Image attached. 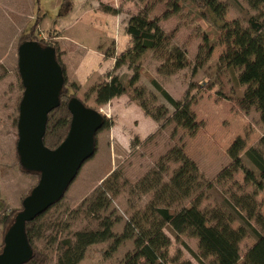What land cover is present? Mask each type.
I'll use <instances>...</instances> for the list:
<instances>
[{
	"label": "rangeland",
	"instance_id": "obj_1",
	"mask_svg": "<svg viewBox=\"0 0 264 264\" xmlns=\"http://www.w3.org/2000/svg\"><path fill=\"white\" fill-rule=\"evenodd\" d=\"M165 1L169 2L166 8L156 6L150 15L159 17L160 27L171 32V45L185 51L189 65L169 75L161 74L157 70L160 62L152 52L147 51L136 62L129 64L126 61L117 68L114 66L106 75L113 72L126 82L138 67L146 70L175 100L191 98L197 130L191 135L186 128L172 121V105L155 90L144 75H139L133 86L142 90V99L148 111L157 114L158 120L146 115L138 105V100H132L128 93L121 94L116 107L113 102H109L103 108L95 102L94 86L81 88L74 79V66L59 54L65 68L63 71L66 82L77 86V98L101 111L112 121V125L109 129L99 130L93 155L80 166L61 199L33 224V244L48 254L50 264H56L57 248L63 238L71 237L79 230L98 229L101 219L104 218L111 222L114 237L88 246L77 264H123L125 255L133 250V239L120 240L115 247L114 240L121 236L125 224L144 225L142 214L154 199L155 191L162 184L168 183L180 166L179 161H174L176 156L171 153L177 147L197 166L199 179L192 187L189 197L172 202V208L177 210L197 203L199 209L207 213L208 218L215 212L225 218L236 217L238 214L246 217L244 209L238 206L234 208L235 201L238 197L256 193L255 212L264 219V178L259 176L244 155L245 150L250 146H257L264 135V121L260 118V112L255 107L247 112L237 108L236 99L243 90L237 84V71L218 64L223 46L208 35V23L197 18L199 13L192 1L180 0L182 6L176 9L172 7L175 0ZM218 1L226 8L224 21L237 20L243 26L250 15H258L263 11L261 7L259 10L252 9L247 0ZM62 2L63 0H39L38 6L46 13L43 17L47 18L37 25L39 38H44L41 33L45 27L50 26L51 20L61 17L57 16V11ZM131 5L140 8L142 0H132ZM38 6L36 0H0V220L2 208H19L24 195L36 183L33 176L22 173L18 166L15 121L22 94L17 70V43L20 33L33 22L34 16L37 13L42 14ZM164 13L167 15H163ZM215 70H219L225 92L228 93L226 96L218 93V86L212 89L204 86ZM124 100L134 102V106L130 103L125 105ZM135 110L141 115L132 116ZM58 117L57 110L50 115L51 122L45 141L48 147H55L62 138L64 128L57 125ZM237 137L245 141V148L241 152L242 163L254 172L255 179L246 181L244 171L240 170L231 178L218 180V174L231 162L227 149ZM105 178L111 189L101 185ZM259 184L262 185L260 190L257 189ZM100 192L106 197L107 204L91 213L89 207ZM241 222L240 218L235 219L232 226L237 227ZM250 222L259 228V223L254 219ZM163 231L171 240L168 248L170 256L179 252L180 260L200 264L185 248L187 246L197 254V238L186 232L173 235L166 227ZM1 241L0 224V243ZM254 241L251 234H247L240 241V256H244ZM202 260L208 264L211 258Z\"/></svg>",
	"mask_w": 264,
	"mask_h": 264
},
{
	"label": "trees",
	"instance_id": "obj_2",
	"mask_svg": "<svg viewBox=\"0 0 264 264\" xmlns=\"http://www.w3.org/2000/svg\"><path fill=\"white\" fill-rule=\"evenodd\" d=\"M191 1L195 10L199 13V17L197 18L207 21L208 35L220 46H223L218 64L237 71V84L243 87L242 92L236 99L237 108L247 112L252 107H255L260 112V118L264 121V0H247L252 9L259 10L261 7L263 11L258 15H250L244 26L237 20L231 22L224 21L223 17L226 8L218 0ZM38 2L39 0H36L37 6ZM168 3V1L164 2V0H142L141 7L129 16L125 28L132 38L131 46L116 59L115 68L126 61L129 64L136 62L147 51L152 52L155 59L160 62L157 70L161 74L169 75L189 65L190 61L185 51L178 46L171 45L173 39L171 32H166L160 27L159 17H152L150 15L151 10L156 6H164L166 8ZM72 6V0H63L59 5L57 16L66 15ZM181 6L182 2L180 0H175L172 3L174 9ZM37 8L41 11L39 6ZM99 8L105 12H119L118 9L109 4L99 3ZM43 15H45L44 12L42 14L37 13L34 16L33 22L20 33L17 47L21 42L28 40L36 41L41 46L53 47L55 49L56 60L61 65L62 70H64L59 58L58 46L53 41V35L47 34L44 38H39L37 34V25ZM163 15L167 14L164 13ZM136 70L135 74L126 82L113 72L108 73L103 81L94 85L95 102L98 105H103L115 96L128 93L132 100H138V105L146 115L152 116L154 120H158L159 116L157 114H151L148 111L142 99V90L133 86L138 76L144 75L155 90L172 105V121L186 128L191 135L194 134L198 125L195 113L191 108V98L187 99L185 97L182 101L175 100L146 70L141 69V67H138ZM204 86L208 89L218 86L217 91L220 95H228L225 92V85L223 84L219 70H215L209 76ZM21 88L23 92L22 84ZM76 90L77 86L74 83L68 84L64 75V85L60 93V104L55 109L59 114L57 125L64 128V132L57 145L68 131L71 114L68 111L67 102L71 97H77ZM21 97L22 94L19 98L18 106ZM83 103L86 104L85 102ZM92 108L96 109L95 107ZM51 113L48 115L46 132L43 138L45 144L47 130L51 122ZM101 115L103 121L102 127L99 130L109 129L112 121L106 118L103 113ZM15 123H17V120ZM96 137L97 135H95L94 151L96 148ZM244 148V139L241 137L235 138L227 149V155L231 162L218 174V180L231 178L234 173L240 170L244 171V179L246 181L255 179L254 172L246 168L242 163L241 152ZM171 153L176 156L174 161H179L180 166L174 172L169 182L162 184L155 191L154 199L142 214L145 222L144 225L125 224L121 236H118L114 240L113 246L115 247L119 244L120 240L133 239V250L125 255L123 264H193L189 260H180L179 252L174 256L169 255L168 248L171 240L163 231L164 227L173 235L186 232L189 236L197 238L199 250L197 254L187 246L185 248L200 264H207L203 262V258H211L208 264H264V219L255 212L254 195L256 193L238 197L235 201L234 208L241 207L244 209L247 214L246 217L238 214L236 217L228 216L225 218L219 212H215L211 218H208L207 213L199 209L197 203H193L188 207L183 206L176 210L172 208L171 203L188 198L192 187L197 184L199 175L197 166L178 147L177 149L173 148ZM244 155L255 170L258 171L259 176L264 178V135L259 139L258 145L248 147ZM16 156L20 171L33 176L37 183L39 174L24 170L19 163L17 152ZM110 175L111 173L107 177ZM101 183L104 188L106 186L108 189H111V186H107V178L103 179ZM33 186L24 197L28 195ZM257 189H262V185L259 184ZM22 200L19 208H9L8 210L2 208L0 220L2 241L0 243V251L3 247V236L6 230L12 224L15 215L22 209ZM0 201L2 200L0 199ZM106 202V197L100 192V194L95 196V201L89 207V211L92 213L93 210L105 207ZM44 213L39 214L32 221L26 223L25 234L32 248V256L24 264H50L48 254L42 249L37 248L32 241L35 236V231H32L33 224ZM238 218L242 221L241 224L233 227V221L235 219L238 220ZM251 219L259 223V228L251 224ZM111 225L109 219L104 218L101 219L98 229L79 230L74 232L71 237L63 238L57 248L56 264H77L83 258L88 246L105 242L114 237ZM247 234L253 235L255 241L247 249L244 256H240L239 243Z\"/></svg>",
	"mask_w": 264,
	"mask_h": 264
},
{
	"label": "water",
	"instance_id": "obj_3",
	"mask_svg": "<svg viewBox=\"0 0 264 264\" xmlns=\"http://www.w3.org/2000/svg\"><path fill=\"white\" fill-rule=\"evenodd\" d=\"M55 55L53 47L36 41H23L17 47L23 92L16 123V152L22 168L38 173L39 179L23 198L22 209L3 236L0 264H24L31 258L26 223L61 199L80 166L93 155L95 135L102 127L101 111L71 97L65 137L53 148L44 143L48 115L59 106L64 85L63 70Z\"/></svg>",
	"mask_w": 264,
	"mask_h": 264
},
{
	"label": "crops",
	"instance_id": "obj_4",
	"mask_svg": "<svg viewBox=\"0 0 264 264\" xmlns=\"http://www.w3.org/2000/svg\"><path fill=\"white\" fill-rule=\"evenodd\" d=\"M72 1L71 10L66 15L51 20L50 26L45 27L41 35L42 37L47 34L53 35L60 57L72 63L74 79L85 89L103 81L106 73L114 68L116 58L131 46L132 38L125 28L129 16L138 8L131 5L132 0ZM100 2L115 7L119 12L109 13L100 10L98 6ZM46 19L43 17L40 22ZM121 97L116 96L109 102H113L116 107V102ZM109 102L100 106H108ZM129 103L134 106V102L129 100L124 102L125 105ZM139 115L141 114L136 110L132 114L134 117Z\"/></svg>",
	"mask_w": 264,
	"mask_h": 264
}]
</instances>
